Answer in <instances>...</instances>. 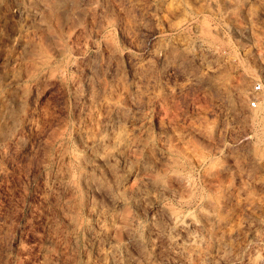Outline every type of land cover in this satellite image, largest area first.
Masks as SVG:
<instances>
[{
    "label": "rangeland",
    "instance_id": "obj_1",
    "mask_svg": "<svg viewBox=\"0 0 264 264\" xmlns=\"http://www.w3.org/2000/svg\"><path fill=\"white\" fill-rule=\"evenodd\" d=\"M0 264H264V0H0Z\"/></svg>",
    "mask_w": 264,
    "mask_h": 264
},
{
    "label": "built area",
    "instance_id": "obj_2",
    "mask_svg": "<svg viewBox=\"0 0 264 264\" xmlns=\"http://www.w3.org/2000/svg\"><path fill=\"white\" fill-rule=\"evenodd\" d=\"M252 88H253V91L254 92H257L258 90H259V88H260V85L258 84V83H255L253 86H252ZM248 104H249V106L250 107H253L254 106V99H251L249 102H248Z\"/></svg>",
    "mask_w": 264,
    "mask_h": 264
}]
</instances>
